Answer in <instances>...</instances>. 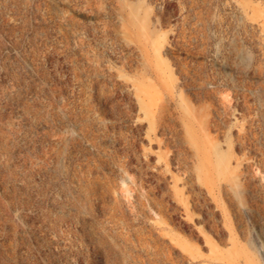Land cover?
I'll return each mask as SVG.
<instances>
[{
  "label": "rangeland",
  "instance_id": "1",
  "mask_svg": "<svg viewBox=\"0 0 264 264\" xmlns=\"http://www.w3.org/2000/svg\"><path fill=\"white\" fill-rule=\"evenodd\" d=\"M0 264H264V0H0Z\"/></svg>",
  "mask_w": 264,
  "mask_h": 264
},
{
  "label": "bare ground",
  "instance_id": "2",
  "mask_svg": "<svg viewBox=\"0 0 264 264\" xmlns=\"http://www.w3.org/2000/svg\"><path fill=\"white\" fill-rule=\"evenodd\" d=\"M226 97V96H225ZM225 97H223V98H225ZM185 112H186V114L188 115V114H190V112H189V110L188 109H186L185 110ZM190 116H191V114H190ZM212 150H213V152H214V155H215V157H216V159L214 160V162H213V165H215V168H217V167H222V170H223V168H226L227 166H228V162L226 161V156L225 155H223V152H221L220 150H218V144H212ZM203 152H206V151H203ZM202 154V153H201ZM205 154V153H204ZM204 156V155H203ZM202 157V156H201ZM202 159H203V157H202ZM202 159H201V161H202ZM205 159V158H204ZM211 167V166H210ZM213 167V166H212ZM204 169V168H203ZM207 169V168H206ZM211 169V168H210ZM218 171V173L217 174H222V172L223 171ZM204 171V170H203ZM208 171H209V169H208ZM209 173H210V171H209ZM211 174V173H210ZM209 175V174H208ZM207 176V175H206ZM210 176V175H209ZM211 177V176H210ZM234 178H236V177H234ZM233 178V179H234ZM233 181V180H232ZM232 183V182H231ZM230 186H232V185H230ZM236 186H237V184H236ZM235 186V188H237ZM233 187V186H232ZM235 193H236V191H235ZM241 193V192H240ZM236 195H237V193H236ZM235 252V251H234ZM234 252H233V254H234ZM239 256H241L240 255V253H239ZM234 257V256H233ZM232 260V259H231ZM245 260V259H244Z\"/></svg>",
  "mask_w": 264,
  "mask_h": 264
}]
</instances>
